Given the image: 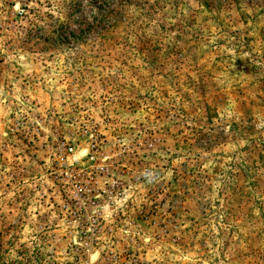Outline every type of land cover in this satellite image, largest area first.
I'll list each match as a JSON object with an SVG mask.
<instances>
[{
    "label": "rangeland",
    "instance_id": "obj_1",
    "mask_svg": "<svg viewBox=\"0 0 264 264\" xmlns=\"http://www.w3.org/2000/svg\"><path fill=\"white\" fill-rule=\"evenodd\" d=\"M0 264H264V0H0Z\"/></svg>",
    "mask_w": 264,
    "mask_h": 264
}]
</instances>
